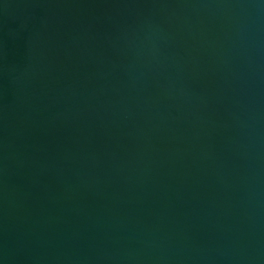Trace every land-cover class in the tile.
Wrapping results in <instances>:
<instances>
[{
    "label": "water",
    "instance_id": "obj_1",
    "mask_svg": "<svg viewBox=\"0 0 264 264\" xmlns=\"http://www.w3.org/2000/svg\"><path fill=\"white\" fill-rule=\"evenodd\" d=\"M0 264H264V0H0Z\"/></svg>",
    "mask_w": 264,
    "mask_h": 264
}]
</instances>
